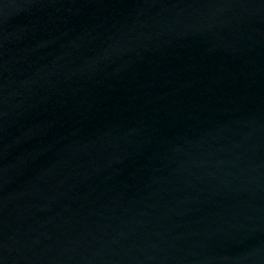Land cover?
Returning <instances> with one entry per match:
<instances>
[{
	"label": "water",
	"instance_id": "1",
	"mask_svg": "<svg viewBox=\"0 0 264 264\" xmlns=\"http://www.w3.org/2000/svg\"><path fill=\"white\" fill-rule=\"evenodd\" d=\"M0 264H264V0H0Z\"/></svg>",
	"mask_w": 264,
	"mask_h": 264
}]
</instances>
